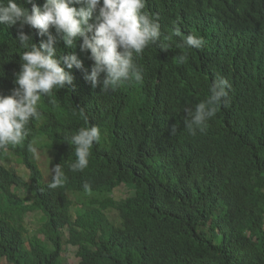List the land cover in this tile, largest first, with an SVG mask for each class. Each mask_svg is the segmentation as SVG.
I'll return each instance as SVG.
<instances>
[{
    "label": "trees",
    "instance_id": "1",
    "mask_svg": "<svg viewBox=\"0 0 264 264\" xmlns=\"http://www.w3.org/2000/svg\"><path fill=\"white\" fill-rule=\"evenodd\" d=\"M202 1V8L210 10L222 0ZM241 3L237 13L243 5L259 8L255 0ZM178 25L184 35L202 36L204 47L187 50L178 46L181 38L173 37L168 45L174 47L166 51L150 48L137 61L147 67L146 81L115 92L86 82L89 65L83 64V70L74 69L73 85L41 98L42 118L49 121L34 120L29 128L45 138L28 137L22 149L0 150V258L6 264H64L71 248L79 264H264V38L256 40L259 27L249 22L240 29V40L215 34L202 19L189 17V9ZM17 28L0 24V95L10 94L19 71L24 49L16 42ZM23 30L33 43L40 42L35 29ZM59 47L62 55L75 53L83 61L79 42ZM179 54L187 55L185 63L172 58ZM170 63L179 68L176 82L156 86L157 69ZM217 75L232 85L230 103L204 132L189 135L184 110L208 97ZM81 107L89 125L102 133L88 167L82 172L68 168L66 181L50 188L32 164L33 191L27 187L32 200L17 202L5 166L10 153L31 163L28 146L35 141L60 164L75 154L66 134L86 126ZM123 185L132 195L114 200L113 192ZM78 204L84 209H77L73 219L71 208ZM112 211L116 221L109 216ZM29 212L45 217L41 233L46 241L34 236L26 243L22 218Z\"/></svg>",
    "mask_w": 264,
    "mask_h": 264
},
{
    "label": "clouds",
    "instance_id": "2",
    "mask_svg": "<svg viewBox=\"0 0 264 264\" xmlns=\"http://www.w3.org/2000/svg\"><path fill=\"white\" fill-rule=\"evenodd\" d=\"M42 5L33 0H0V24L8 27L18 26L16 42L24 49L21 52L19 71L15 73L14 87L8 95H0V150L9 145L22 149L28 137L40 141L45 138L43 133H30V124L36 120L40 125H46L49 120L42 118L39 102L44 96L51 95L54 88L64 89L73 85L74 69L83 70V64L88 68L84 80L93 88L100 85L101 92H115L121 85L144 83L147 67L138 64L143 54L150 48L166 51L173 37L181 38L179 47L187 50H200L206 41L202 36L184 35L179 27H174L170 35V26L179 24L185 9H189V17H198L212 32L220 35L230 33L240 40V29L245 22L254 23L259 27L256 40L264 38V0H255L257 9L242 6L237 13L238 4L226 2L231 10L226 11L223 2L218 1L220 9L204 10L203 1L188 0H41ZM24 4H31L24 7ZM190 5L199 7L196 12ZM233 5V6H231ZM36 30L40 38L38 44L25 34L24 27ZM50 29H54V34ZM79 42V51L85 53L81 61L75 53L61 54L60 44L65 49L73 48ZM178 52V49H174ZM178 64L188 59L187 55L175 57ZM84 67V68H85ZM172 64L160 65L154 77L156 86H169L176 82L166 72L168 69L177 71ZM141 87V86H140ZM231 83L223 76L217 75L209 86V95L193 107L186 108L183 124L189 135L204 132L208 122L221 107L230 103L229 92ZM79 115L85 121L73 134H66L65 141L69 143L75 154L67 156L60 164L53 161L50 152L42 146H36L35 141L29 143V161L10 153L5 162L6 167L12 161L22 165L27 172L22 175L9 169L12 177V189L19 185L30 187L33 191L34 181L30 166L33 164L41 173L45 184L50 188L61 186L66 181L65 172L68 168L73 172H82L88 167L90 150L102 139L101 129L89 125L84 109H79ZM172 133L176 128L173 126ZM45 154L42 167L39 166L37 153ZM73 157L74 161H73ZM42 170L50 173L45 180ZM85 192L91 191L88 182L83 184ZM21 193V192H20ZM32 194V192L24 191ZM16 201H20L15 193ZM28 202V201H27ZM25 229L24 223L22 222ZM26 237V236H25ZM27 240L29 237H26ZM25 239V238H24Z\"/></svg>",
    "mask_w": 264,
    "mask_h": 264
},
{
    "label": "rangeland",
    "instance_id": "3",
    "mask_svg": "<svg viewBox=\"0 0 264 264\" xmlns=\"http://www.w3.org/2000/svg\"><path fill=\"white\" fill-rule=\"evenodd\" d=\"M170 77L172 78V80H176L175 78V73H178L177 71L173 70V69H168L166 71ZM37 160L39 163V166L42 167V163L45 160V154L42 152H38L37 153ZM7 167L11 170H14L22 175H25L27 172L24 170L23 166L18 164L16 161L12 160ZM43 172V176L44 179L47 181L49 180L50 177V173L46 170H42ZM19 197H20V201L19 203H26L27 201H31L32 200V195L29 193H18ZM132 195L130 193V189L129 187L123 185L120 186L119 188H117L112 195V198L114 200H122L127 198L128 196ZM77 209H84L83 205H74L71 208V213H72V217L73 219H75V215L77 213ZM109 216L111 218V220L116 221L117 220V214L115 211H112L111 213H109ZM22 221L24 223L26 232H25V236L30 238H33L34 236L37 237L39 240L42 241H46L44 235L41 233L42 231V226L45 222V217L43 216V214L41 212H29L23 215ZM118 224V223H117ZM63 236L67 237V233L63 232ZM25 237V240L27 239ZM28 243V240H27ZM63 262L64 264H79L80 259L78 256H76V249L75 248H71L68 250V252L66 254L63 255ZM0 264H6L5 261L3 259L0 258Z\"/></svg>",
    "mask_w": 264,
    "mask_h": 264
},
{
    "label": "water",
    "instance_id": "4",
    "mask_svg": "<svg viewBox=\"0 0 264 264\" xmlns=\"http://www.w3.org/2000/svg\"><path fill=\"white\" fill-rule=\"evenodd\" d=\"M223 1H225L222 4L225 7L226 11L231 10L230 7L227 6L228 4L226 2H230L231 4H233V3L237 4V3L240 2V0H223ZM231 6H233V5H231ZM216 8L217 9H220V6L219 5H216ZM174 27H179L180 28V25H178V24H172L170 26V30H172Z\"/></svg>",
    "mask_w": 264,
    "mask_h": 264
},
{
    "label": "bare ground",
    "instance_id": "5",
    "mask_svg": "<svg viewBox=\"0 0 264 264\" xmlns=\"http://www.w3.org/2000/svg\"><path fill=\"white\" fill-rule=\"evenodd\" d=\"M175 58V57H172ZM29 188H27V186L25 188H21L20 186L15 187L14 189H12V194L15 193H20V192H24V191H28Z\"/></svg>",
    "mask_w": 264,
    "mask_h": 264
}]
</instances>
